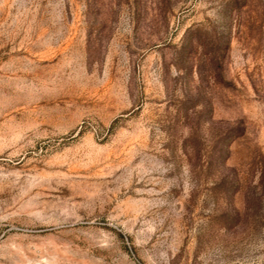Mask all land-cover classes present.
<instances>
[{
	"label": "rangeland",
	"instance_id": "obj_1",
	"mask_svg": "<svg viewBox=\"0 0 264 264\" xmlns=\"http://www.w3.org/2000/svg\"><path fill=\"white\" fill-rule=\"evenodd\" d=\"M0 264H264V0H0Z\"/></svg>",
	"mask_w": 264,
	"mask_h": 264
}]
</instances>
